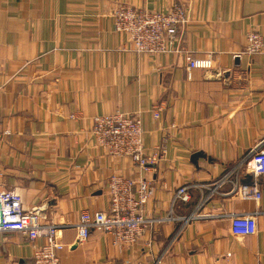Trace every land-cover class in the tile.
I'll list each match as a JSON object with an SVG mask.
<instances>
[{"label": "crops", "instance_id": "1", "mask_svg": "<svg viewBox=\"0 0 264 264\" xmlns=\"http://www.w3.org/2000/svg\"><path fill=\"white\" fill-rule=\"evenodd\" d=\"M186 8L177 52L140 54L106 15L114 3ZM262 34V51L243 52L245 33ZM186 54L208 67H188ZM160 107L159 116L152 114ZM139 114L146 153L140 170L107 154L89 133L91 118ZM72 116V117H71ZM0 190H15L44 223L75 224L83 210L107 209V178H147L151 225L129 246L92 230L77 242L60 229L59 264H264V213L256 231L231 234L229 214L264 211L236 187L254 180L249 151L264 148V0H0ZM186 202H172L178 186ZM41 240L35 241L39 244ZM33 242L0 232V264H31Z\"/></svg>", "mask_w": 264, "mask_h": 264}, {"label": "built area", "instance_id": "2", "mask_svg": "<svg viewBox=\"0 0 264 264\" xmlns=\"http://www.w3.org/2000/svg\"><path fill=\"white\" fill-rule=\"evenodd\" d=\"M113 29L126 34L128 47L140 54H160L177 52L179 29L186 21V8L173 4L166 10L152 11L143 6L117 2L106 13ZM262 34L256 29L245 33L243 52L257 54L262 51ZM188 67L205 68L208 61L193 58L186 54ZM160 107H154L152 114L159 116ZM72 117V116H71ZM10 133V125L0 129L2 135ZM89 133L95 144L104 152L115 157H127L138 169H146L159 159V153H146L143 145L142 121L137 113L115 110L95 115L91 118ZM250 172L254 176L251 184L243 183L236 187L238 196L257 202L261 192L256 178L264 177V148L258 143L249 151ZM189 186L182 184L175 190L172 202H186L189 199ZM107 209L83 210L75 224L44 223L40 220L37 208L24 210L20 195L15 190H0V232L16 231L24 234L33 242L31 264H59L57 252L64 245L58 238L60 229L73 226L77 242L87 239L92 230L108 233L112 244L117 247L137 243L151 225L176 221L183 217L172 216L169 212L162 217L151 216L152 209L146 204L151 200L153 190L147 178L134 179L118 173L107 178ZM264 211L254 210L248 213H232L230 219L231 234L238 237L252 235L256 231V216ZM41 240L39 244L35 241Z\"/></svg>", "mask_w": 264, "mask_h": 264}, {"label": "rangeland", "instance_id": "3", "mask_svg": "<svg viewBox=\"0 0 264 264\" xmlns=\"http://www.w3.org/2000/svg\"><path fill=\"white\" fill-rule=\"evenodd\" d=\"M118 32H121V31H118ZM122 33H124V32H122ZM125 34V33H124ZM126 35V34H125Z\"/></svg>", "mask_w": 264, "mask_h": 264}]
</instances>
